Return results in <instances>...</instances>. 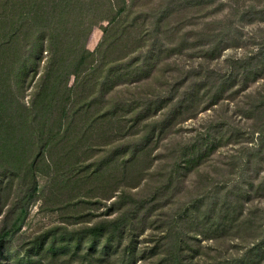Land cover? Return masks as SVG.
Instances as JSON below:
<instances>
[{
  "label": "rangeland",
  "instance_id": "rangeland-1",
  "mask_svg": "<svg viewBox=\"0 0 264 264\" xmlns=\"http://www.w3.org/2000/svg\"><path fill=\"white\" fill-rule=\"evenodd\" d=\"M80 1L83 7L70 18L82 24L88 51L96 53L105 40L106 60L123 49L124 62L149 50L157 53L151 80L157 95L147 100L141 93L148 90L143 82L109 89L106 102L123 109L108 117L105 129L112 138L105 145L52 144L44 157L30 145L14 155L4 149L0 264H79L80 256H72L77 237L88 226L120 216L124 220L114 233L112 251L101 253L102 260L158 264L165 258L170 264L178 242L183 249L178 264H250L258 259L264 264L261 255L246 254L252 245L241 244L246 242L242 237L228 240V235V246L214 251V242L221 239L202 227L207 226L202 218L217 221L230 203V209L261 224L257 239L264 243V140L256 132L264 115L251 114L250 108L251 101L264 96V0H110L97 10H91L94 0ZM121 6L125 9L118 13ZM250 54L257 61L246 65L242 60ZM43 68L41 64L35 80ZM76 83L69 78L70 86ZM190 92L195 96H188ZM147 101L153 103L150 114L154 106L168 102L161 114L147 117L158 129L145 158L144 137L150 130L134 119ZM178 105L182 113L171 125ZM161 123L171 126L161 133ZM116 147V161L139 151L124 181L119 163H107ZM144 160L150 161L151 171L141 182ZM122 192L134 201L120 198ZM199 212L203 221L196 218ZM79 245L84 254L91 242L85 239Z\"/></svg>",
  "mask_w": 264,
  "mask_h": 264
},
{
  "label": "trees",
  "instance_id": "trees-1",
  "mask_svg": "<svg viewBox=\"0 0 264 264\" xmlns=\"http://www.w3.org/2000/svg\"><path fill=\"white\" fill-rule=\"evenodd\" d=\"M106 2L110 4V0H94V3L90 4L91 10H97ZM82 5L80 0H0L1 157L4 156V149L8 148L14 155L13 151L17 152L26 145L39 148L38 157H44V149L52 144L63 143L67 146L79 143L85 147L105 145L112 138L107 135L109 130L105 129L110 124L108 117L123 109L121 104L113 106L106 102L104 96L109 89L112 90L113 87L125 83L143 82L148 90L141 93L147 100L148 96L157 95L156 89L151 87V80L155 78V69L157 70L155 62L159 57L157 53L149 50L141 53L142 55L135 60L124 62L126 52L123 49V52L118 51L114 58L108 57L106 60L103 54L105 52L103 46L107 43L105 40L96 53L88 51L85 46L87 35L79 30L82 24L70 18L75 10L83 7ZM124 9V6H121L117 12L121 13ZM257 58L250 54L242 61L246 65L253 62L255 64ZM262 60L264 62V57ZM41 64L44 65L43 73L39 75L38 80H35ZM72 76L77 79L76 87L69 85V78ZM75 90L77 91L74 96ZM200 90L197 89L196 93L198 94ZM196 93L190 92L188 96H195ZM25 96H28L27 101L24 100ZM232 96L233 93L229 98ZM189 99L194 101L193 98ZM167 102L162 101L159 108L154 106L155 113L150 114L153 103L147 101L143 104L141 114L134 119L135 123L142 121L141 126L144 131L150 130L149 135L147 133L144 137L148 141L145 144L148 150L144 155L145 158L150 151L148 143L153 140L158 129L156 122L152 124L147 117L151 120L156 117L157 112L161 114ZM250 104L251 114L259 117L264 115V96L259 95L258 99L255 102L251 101ZM182 108V105L175 108V113L172 112L168 121L169 124L177 123V121L174 123V120L181 115ZM131 110L133 108L129 111ZM169 124L165 127L163 123L159 124L160 132L162 133ZM258 127L256 132L264 140V122ZM98 133H101L100 136L95 137ZM104 133L106 136L101 137ZM125 150L121 152L123 155L126 153ZM136 152L139 151H132L128 159L116 161L120 153L119 148L109 151L110 157L107 163H119L118 169L119 173L121 171L123 173V181L130 173L129 166L137 156ZM149 162L142 161L141 182L151 171ZM101 167L99 166L98 170ZM98 170L96 169L95 172L97 173ZM110 178L114 180L111 175ZM119 197L134 201L132 196L124 192ZM190 203H193V200ZM230 206L231 204L228 203L225 212L222 211V216L217 221L209 215L202 218L207 224L202 226L203 229L213 235L211 237L221 239L218 244L214 242L213 250L219 252L228 246V240L242 237L246 242L240 241L241 244L252 245V248L246 249V254L261 255L260 258H264V243L258 242L257 239L261 224H256L245 216L243 211L230 209ZM196 215L198 220L203 221L200 212ZM123 220L124 218L120 216L86 227L77 237L78 244L72 256H80L79 264H85L86 260L87 264L104 262L115 264L112 260H102L100 255L102 253L108 256L112 251L114 233ZM228 235L231 238L225 240L224 237L227 238ZM211 237L204 238L212 239ZM85 239L91 242V246H88L87 251L82 254L83 249L79 244ZM54 243L50 244L48 250H54ZM65 249L66 247H63L62 252H65ZM173 250L170 253L169 263L178 264L176 257L183 251L181 244L176 242ZM187 250L188 248H186V252L189 251L187 255L192 259V252ZM262 260L258 259L250 264H261ZM167 262L168 260L164 258L158 264H167Z\"/></svg>",
  "mask_w": 264,
  "mask_h": 264
}]
</instances>
